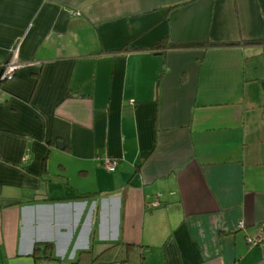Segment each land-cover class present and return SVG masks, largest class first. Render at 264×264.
<instances>
[{
	"label": "crops",
	"instance_id": "0c3cea01",
	"mask_svg": "<svg viewBox=\"0 0 264 264\" xmlns=\"http://www.w3.org/2000/svg\"><path fill=\"white\" fill-rule=\"evenodd\" d=\"M263 34L264 0H0V264H264Z\"/></svg>",
	"mask_w": 264,
	"mask_h": 264
},
{
	"label": "built area",
	"instance_id": "2783aa9c",
	"mask_svg": "<svg viewBox=\"0 0 264 264\" xmlns=\"http://www.w3.org/2000/svg\"><path fill=\"white\" fill-rule=\"evenodd\" d=\"M26 64L20 62L18 49H13L8 60L0 65V83L10 82L14 79L19 70L23 69ZM103 166L108 172H115L118 162L113 158H106L103 161ZM161 204L160 198H156L154 203L150 205L149 209L159 207ZM243 226V224H241Z\"/></svg>",
	"mask_w": 264,
	"mask_h": 264
},
{
	"label": "trees",
	"instance_id": "16d2710c",
	"mask_svg": "<svg viewBox=\"0 0 264 264\" xmlns=\"http://www.w3.org/2000/svg\"><path fill=\"white\" fill-rule=\"evenodd\" d=\"M250 43L260 44V45H263V47H264V34H263V37L260 40H258L257 42H250ZM263 57H264V51H263ZM114 246L115 247H121V250L123 249L125 251L127 257L130 256V255H132L134 253V251H138L137 248H140V249H143L144 248V247L142 248L141 246L138 247V245L131 244V243H128V244H119V243H117ZM49 247H51V246H49ZM141 256H140L141 259L144 260V257L145 256H143V254H141ZM77 263L78 262H76V263L74 262L73 264H77Z\"/></svg>",
	"mask_w": 264,
	"mask_h": 264
}]
</instances>
